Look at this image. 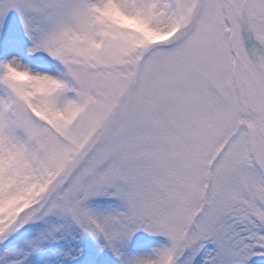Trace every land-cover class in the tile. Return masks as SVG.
<instances>
[{
	"label": "snow or ice",
	"instance_id": "snow-or-ice-1",
	"mask_svg": "<svg viewBox=\"0 0 264 264\" xmlns=\"http://www.w3.org/2000/svg\"><path fill=\"white\" fill-rule=\"evenodd\" d=\"M0 264H264V0H0Z\"/></svg>",
	"mask_w": 264,
	"mask_h": 264
}]
</instances>
